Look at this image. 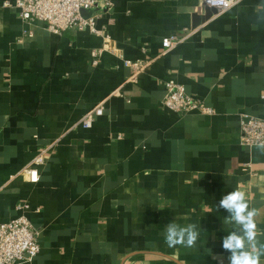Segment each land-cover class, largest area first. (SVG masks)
Wrapping results in <instances>:
<instances>
[{"label": "crops", "instance_id": "obj_1", "mask_svg": "<svg viewBox=\"0 0 264 264\" xmlns=\"http://www.w3.org/2000/svg\"><path fill=\"white\" fill-rule=\"evenodd\" d=\"M113 2L97 10L108 38L0 8V222L25 215L40 230L24 264H228L234 225L217 209L227 193H245L264 243V146L240 141L243 115L264 118V0L222 12L201 0ZM172 34L182 41L164 50ZM126 60L147 62L136 81ZM170 79L213 113L165 107ZM41 151L31 182L20 171ZM170 223L195 224L196 244L168 247Z\"/></svg>", "mask_w": 264, "mask_h": 264}, {"label": "built area", "instance_id": "obj_2", "mask_svg": "<svg viewBox=\"0 0 264 264\" xmlns=\"http://www.w3.org/2000/svg\"><path fill=\"white\" fill-rule=\"evenodd\" d=\"M202 4L215 8L217 11H225L238 0H201ZM15 7L19 17L23 20H38L46 24L47 28L54 32H61L66 28L77 30L88 29L90 32L105 35L104 26L98 27V9L109 12L113 6V0H15L14 2L0 1V8ZM82 10H91L92 13L85 16ZM182 37L176 34L162 38L164 50L179 44ZM105 48L92 49L91 57L93 65L99 62ZM125 64L130 68V80L136 81L138 74L147 66L146 61L126 60ZM162 104L174 111L187 113L193 110L201 113H213V108L206 105L201 99L189 93L185 86L173 79L166 81V92ZM104 112L102 104L91 108L82 118L84 127H90L96 117ZM240 141L248 147L264 146V118L245 114L240 119ZM43 151L39 152L32 161L26 165L20 173L29 181L37 182L40 174L38 165L44 162ZM247 167L250 164L247 163ZM40 250V230L25 215H20L0 222V264H24L31 261Z\"/></svg>", "mask_w": 264, "mask_h": 264}, {"label": "clouds", "instance_id": "obj_3", "mask_svg": "<svg viewBox=\"0 0 264 264\" xmlns=\"http://www.w3.org/2000/svg\"><path fill=\"white\" fill-rule=\"evenodd\" d=\"M227 211L226 220L233 223L234 228L222 238V249L227 251L228 264H261L264 257V243L257 240L256 209H250L245 193L239 190L224 195L217 209ZM199 237L195 224L180 226L175 223L167 225L164 240L168 247H193Z\"/></svg>", "mask_w": 264, "mask_h": 264}, {"label": "water", "instance_id": "obj_4", "mask_svg": "<svg viewBox=\"0 0 264 264\" xmlns=\"http://www.w3.org/2000/svg\"><path fill=\"white\" fill-rule=\"evenodd\" d=\"M82 13L85 15V16H88L92 13L91 10H82Z\"/></svg>", "mask_w": 264, "mask_h": 264}]
</instances>
